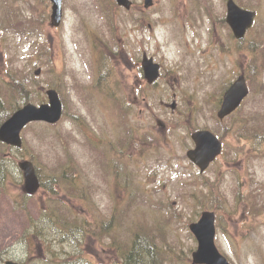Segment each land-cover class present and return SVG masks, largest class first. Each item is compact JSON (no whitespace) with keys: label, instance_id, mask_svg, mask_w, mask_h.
<instances>
[{"label":"rangeland","instance_id":"1","mask_svg":"<svg viewBox=\"0 0 264 264\" xmlns=\"http://www.w3.org/2000/svg\"><path fill=\"white\" fill-rule=\"evenodd\" d=\"M133 1L128 11L115 0H64L63 22L54 27L50 0H0V91L10 90L8 73L19 72L31 83L32 102H47L46 90L56 88L64 103L61 122L29 125L22 133L26 149L6 150L11 174L0 176V264H125L135 241L148 246L135 264H193L198 240L190 224L204 210L216 212V244L232 264H264V157L249 158L247 137L234 127L238 118L258 116L264 128V72L253 75L245 50L259 37L264 44V0H236L257 11L243 43L207 14L213 8L225 17L227 0H154L147 9L144 0ZM188 10L196 13L194 21H186ZM144 53L161 64L153 87L138 75ZM105 56L109 71L93 86ZM242 73L250 94L220 124L215 107L227 88L220 93L221 87ZM137 86L146 91L136 93ZM110 88L128 106L121 108ZM199 126L220 129L225 140L224 153L203 173L187 157L193 145L188 130ZM129 135L136 145L131 151L117 142ZM113 144L129 156L111 157ZM24 158L39 166L44 183L60 178L55 168L67 164L83 196L64 183L56 184L57 201L45 185L26 196L18 167ZM207 180L217 182L214 193L210 182L200 184ZM253 202L261 205L260 214L251 212ZM55 211L92 224L111 220L114 235L78 232L77 244L64 238Z\"/></svg>","mask_w":264,"mask_h":264},{"label":"water","instance_id":"2","mask_svg":"<svg viewBox=\"0 0 264 264\" xmlns=\"http://www.w3.org/2000/svg\"><path fill=\"white\" fill-rule=\"evenodd\" d=\"M52 25L59 26L63 17V0H52ZM120 5L131 7V0H117ZM153 0H145V6L149 7ZM256 12L241 8L234 0L228 1L227 21L238 38H243L246 31L253 25ZM144 67L149 82H153L159 76V64L153 59L145 58ZM41 70L36 71L39 74ZM48 103L37 105L29 102L15 111L8 119L0 125V140L16 146L23 145L22 130L34 121H45L49 123L58 122L63 114V103L59 92L55 88L47 91ZM249 87L244 75H241L232 86L226 91L224 101L219 111V116L233 112L248 95ZM196 147L188 151L190 159L204 171L209 164L221 153L222 142L209 130H199L193 134ZM24 173V189L29 194H34L40 188V180L34 163L25 159L19 162ZM190 229L198 240V247L193 252V264H231L228 258L223 255L216 245V213L205 210L198 221L190 224ZM7 264H19L8 261Z\"/></svg>","mask_w":264,"mask_h":264},{"label":"trees","instance_id":"3","mask_svg":"<svg viewBox=\"0 0 264 264\" xmlns=\"http://www.w3.org/2000/svg\"><path fill=\"white\" fill-rule=\"evenodd\" d=\"M248 51L252 55V66L254 68L253 75L258 76L260 72H264V44L257 42L255 44H250L247 46ZM106 69H109L106 67ZM8 73V72H7ZM15 73V74H14ZM10 77V82L8 83V88L10 89L9 91L3 90L0 91V123L4 121L7 117H9L18 107H20L22 104L32 100L31 95H32V87L31 83L22 77L19 72H13V73H8ZM251 78H253L252 75H249ZM104 75L99 76V84L103 82ZM264 81V79H263ZM225 88V87H224ZM223 88V89H224ZM3 92V93H2ZM8 92V93H7ZM108 94H113L115 95L116 92L112 90L111 88L107 90ZM3 95L7 96L6 99H4ZM6 100V101H4ZM80 116L83 118L82 114L79 113ZM77 115V114H76ZM241 121L238 122L234 127L237 128L235 133H240L241 137H247V155L249 158H254L255 156L258 157H264V128L261 126V122L258 116L254 117H247V122L243 120V118H238ZM31 125V124H30ZM244 129H247V135L244 131ZM131 135L129 137L124 138L125 143L124 145H127V141H130ZM27 144L23 146L24 149H26ZM127 147H130L128 145ZM22 149H18V152L23 151ZM12 147L8 146L2 142H0V176L3 180H6L7 177L11 174V171L8 169V157L6 155V150H11ZM128 150V149H127ZM123 156H127L126 153L123 154ZM31 157V155H30ZM32 158V157H31ZM33 159V158H32ZM59 167L55 168V173L59 174L60 178L57 176L50 177V181L48 183H44L45 187L49 188L51 191L50 199L52 200H58L56 198V191L55 187L56 184L62 186L61 183L65 184V187L68 189V191L73 194V195H79L83 196L79 188L74 187L73 183H75V179L72 177V172L68 171L67 164L59 163ZM39 166H37V170ZM55 174V175H56ZM210 181L207 180L204 183H200L204 185H208ZM210 193H214L217 188V182H210ZM53 187H51V186ZM216 187V188H215ZM259 188H255L253 190V193L256 194L254 197H257L260 199L261 193H260ZM82 192V190H81ZM208 193V194H210ZM253 197V199H254ZM216 200V199H215ZM219 201V200H218ZM61 205V204H60ZM62 206H59L61 208ZM258 208V209H257ZM261 211V205L260 204H254V202L251 204V212H258L260 214ZM56 212V211H55ZM58 214V222L62 225V227L65 229L64 238L68 239H73L75 243L80 244V240H78L79 235L76 233L82 232L84 233L85 231H91V232H99L98 234L101 237H104V235H108L109 232L111 236L113 237V234L111 233V228L109 225V222L103 220L99 222H95V224H92L90 222H85L77 219L71 220L72 217H70L67 213H60L56 212ZM68 216V217H67ZM70 217V218H69ZM53 220V219H52ZM146 250L145 245L143 244H138L137 241L134 242L133 246H131V249L124 253V259L126 260L125 264H135V262L140 260L137 258L138 255H140V250ZM125 250V249H124Z\"/></svg>","mask_w":264,"mask_h":264},{"label":"flooded vegetation","instance_id":"4","mask_svg":"<svg viewBox=\"0 0 264 264\" xmlns=\"http://www.w3.org/2000/svg\"><path fill=\"white\" fill-rule=\"evenodd\" d=\"M210 9H211V8H207V10H208L207 14L210 13ZM197 13H199V12H197ZM204 13H205V12H204ZM205 14H206V13H205ZM184 16H185L186 21H194V20H195V13H194V12H187ZM215 18H217V20L219 19L218 16H216ZM135 89L140 90L141 87H140V86H137ZM137 97H138V96L136 95V96H135V99H136Z\"/></svg>","mask_w":264,"mask_h":264}]
</instances>
